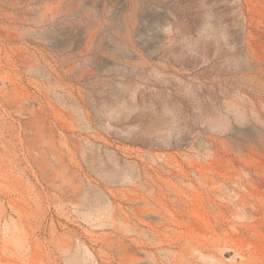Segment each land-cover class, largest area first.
<instances>
[{
    "label": "rangeland",
    "instance_id": "obj_1",
    "mask_svg": "<svg viewBox=\"0 0 264 264\" xmlns=\"http://www.w3.org/2000/svg\"><path fill=\"white\" fill-rule=\"evenodd\" d=\"M0 264H264V0H0Z\"/></svg>",
    "mask_w": 264,
    "mask_h": 264
}]
</instances>
